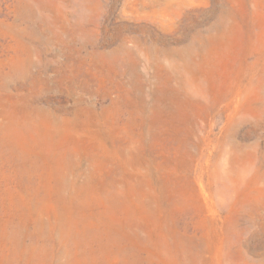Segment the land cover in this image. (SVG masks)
Wrapping results in <instances>:
<instances>
[{"label":"rangeland","instance_id":"rangeland-1","mask_svg":"<svg viewBox=\"0 0 264 264\" xmlns=\"http://www.w3.org/2000/svg\"><path fill=\"white\" fill-rule=\"evenodd\" d=\"M0 264H264V0H0Z\"/></svg>","mask_w":264,"mask_h":264}]
</instances>
